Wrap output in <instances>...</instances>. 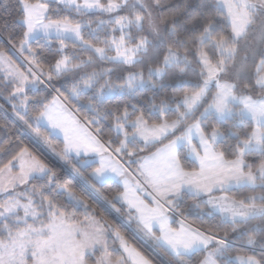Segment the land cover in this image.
Listing matches in <instances>:
<instances>
[{"label":"snow or ice","instance_id":"1","mask_svg":"<svg viewBox=\"0 0 264 264\" xmlns=\"http://www.w3.org/2000/svg\"><path fill=\"white\" fill-rule=\"evenodd\" d=\"M0 264H264V0H0Z\"/></svg>","mask_w":264,"mask_h":264}]
</instances>
